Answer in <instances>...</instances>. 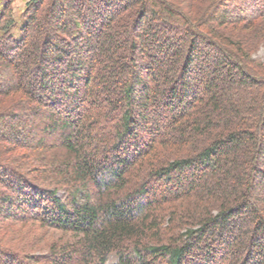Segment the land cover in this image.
Instances as JSON below:
<instances>
[{
	"label": "trees",
	"instance_id": "16d2710c",
	"mask_svg": "<svg viewBox=\"0 0 264 264\" xmlns=\"http://www.w3.org/2000/svg\"><path fill=\"white\" fill-rule=\"evenodd\" d=\"M14 1L0 264H264V0Z\"/></svg>",
	"mask_w": 264,
	"mask_h": 264
},
{
	"label": "rangeland",
	"instance_id": "374dc122",
	"mask_svg": "<svg viewBox=\"0 0 264 264\" xmlns=\"http://www.w3.org/2000/svg\"><path fill=\"white\" fill-rule=\"evenodd\" d=\"M29 1L30 0H15L13 5H12L18 24H20L22 22V14L26 10V8L28 6L27 4ZM172 1L179 4L180 6H182L187 11H190V10L194 11L195 7L201 2V0H172ZM203 1L209 2L211 0H203ZM240 2H241V0H237V1L234 0L231 4L229 3V6H235V5H239V4H241L240 6H243V3H240ZM13 34L16 37L20 36L19 27L15 28L13 30ZM249 36H251V35H249ZM253 58H256V59H259L262 61L264 60V44L263 43L260 44L256 53H254ZM23 152H24V150H19L16 154L21 155ZM28 225H26V227L25 226L22 227L19 225L9 227L8 230H6V231H4V230L0 231V235L2 236V235H4L3 233H5V235L7 234L9 236V239L7 237H4V239L6 238L9 240V245L15 246L16 248H18V247L24 248L32 240L31 236L29 235L30 231L27 229V227L29 228ZM36 253L38 254L39 252L37 251Z\"/></svg>",
	"mask_w": 264,
	"mask_h": 264
}]
</instances>
